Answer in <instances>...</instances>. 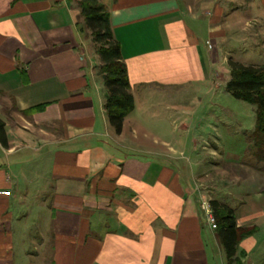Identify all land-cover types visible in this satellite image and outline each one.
I'll list each match as a JSON object with an SVG mask.
<instances>
[{"label": "crops", "instance_id": "obj_1", "mask_svg": "<svg viewBox=\"0 0 264 264\" xmlns=\"http://www.w3.org/2000/svg\"><path fill=\"white\" fill-rule=\"evenodd\" d=\"M78 1L0 0V264H264L259 161L210 164L217 154L197 148L212 144L217 127L189 134L199 127L194 110L188 123L171 122L168 140L130 121L137 96L140 105L164 93L180 104L190 89L202 98L226 91L240 63L232 39L245 50L264 43L263 30L244 27L258 18L240 9L233 19L242 33L230 39L215 5L206 16L211 7L193 10L189 0H100L135 102L117 133ZM204 198L232 208L237 229H255L232 262L202 213Z\"/></svg>", "mask_w": 264, "mask_h": 264}, {"label": "rangeland", "instance_id": "obj_2", "mask_svg": "<svg viewBox=\"0 0 264 264\" xmlns=\"http://www.w3.org/2000/svg\"><path fill=\"white\" fill-rule=\"evenodd\" d=\"M188 3L189 6L193 8V10H196V7L199 8L201 4L203 7H211L210 10L206 12V16H213L215 13L213 9L214 5L216 7H220L221 9L224 8V14H222V17L218 16L216 18L215 16V18L217 19V23L219 20L221 23H224V15H227V22H229L230 28L233 27L232 31L230 30L232 33L229 32L230 39L232 37L235 39L238 33H242V25H236L234 22L235 20L233 19V16L236 18L239 16V13H241L239 12L240 9H242L243 12L242 15L240 14L241 18L244 19L249 14L255 15L258 18L257 23L252 24V21H250L248 24H245L244 27H246L248 31L247 33H250V28H254L255 31H264V0H189ZM202 17L198 18L197 21L200 22V24H207L209 22L208 18L205 16ZM189 18L188 21H190ZM262 37L264 38V35H262ZM231 43L232 47L236 48L234 50L235 52L233 53V58L236 59L234 60L235 62H240L243 64V66L264 64V43H257L251 47L247 44L250 47L248 50H245L246 43H244V46L241 43L244 47H242L243 49L239 46L236 47L233 39ZM229 60L231 59L228 58L227 60V68L230 66ZM222 72L224 73V76L225 74L228 76V72H224V70ZM197 91L198 90H195L194 92L192 89H190L187 99L180 100V104H177L178 102L175 100V98H169V96L164 93L160 98H158V96L154 98H144L143 101L148 102L146 104L140 105V101L137 96L138 107L130 117V121L134 122L135 120L140 119L141 125L147 128L150 134L152 133L154 135H159L161 138L163 137L168 140L171 138V136H169L171 134V130L174 129L171 126V122L173 121L172 125H174L175 122L179 124L185 123L187 121L188 123L190 117L193 115L190 112L194 110L193 112L195 113V116L193 115L192 117V119H194L193 124L196 125L199 123V127H195L194 130H190L189 134H201V132L208 131L207 126L215 125L218 130L217 128H214L211 134L212 136L218 134L220 138L217 144H214V136L210 139L212 144H208L207 141H205L204 143L206 145L202 144V146L197 148L198 154L202 156L208 153H216L217 156L215 157L210 155V164L211 161L214 159L216 160V158H220V160L224 161L225 159L234 158L235 156L243 159L246 162L253 161V159H250L252 157V153L251 150H249V135L255 130L256 127L255 105L245 103L243 100L239 101L235 98H232L231 95L227 93V90L225 91V88L222 86L220 90L216 89L206 98H202L200 96L201 90L198 92ZM152 102L156 104L155 107L151 105ZM197 102H199V105ZM188 106L189 109H187ZM172 114L173 119L177 116L176 120H171L170 117ZM188 156L189 153H187L184 158L186 159ZM259 166L264 168V164H260L255 161L254 168H258Z\"/></svg>", "mask_w": 264, "mask_h": 264}, {"label": "trees", "instance_id": "obj_3", "mask_svg": "<svg viewBox=\"0 0 264 264\" xmlns=\"http://www.w3.org/2000/svg\"><path fill=\"white\" fill-rule=\"evenodd\" d=\"M77 6L84 16V25L89 29L99 55L101 63L99 75L103 77L104 86L109 93L106 100V115L113 129L120 133L122 121L134 109L135 102L129 89L127 68L122 61L119 43L112 34L110 12L100 0H79ZM230 72L231 78L226 83V88L231 97L255 105L256 127L249 135V150L255 160L264 163V65L243 66L240 63H232ZM42 107L44 105L32 109L41 110ZM3 125L4 122L0 120V140L4 139ZM210 204L214 208L213 213L217 222L215 230L220 234L228 261L232 262L240 239L253 235L255 229H237V219L232 208L216 202Z\"/></svg>", "mask_w": 264, "mask_h": 264}, {"label": "built area", "instance_id": "obj_4", "mask_svg": "<svg viewBox=\"0 0 264 264\" xmlns=\"http://www.w3.org/2000/svg\"><path fill=\"white\" fill-rule=\"evenodd\" d=\"M9 192L6 191L4 194H8ZM200 204H201V209H202V213L204 215V217H206L207 219V222L209 223V227L212 229V230H215L216 229V225H217V222H216V218L214 217V208L212 206V204H210V202L208 201V199L204 198L203 200L200 201Z\"/></svg>", "mask_w": 264, "mask_h": 264}]
</instances>
